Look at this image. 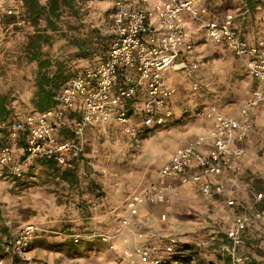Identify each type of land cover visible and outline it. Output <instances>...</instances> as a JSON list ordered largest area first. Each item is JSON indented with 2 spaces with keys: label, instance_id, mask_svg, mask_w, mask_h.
Here are the masks:
<instances>
[{
  "label": "built area",
  "instance_id": "built-area-1",
  "mask_svg": "<svg viewBox=\"0 0 264 264\" xmlns=\"http://www.w3.org/2000/svg\"><path fill=\"white\" fill-rule=\"evenodd\" d=\"M1 12L5 16L16 14L5 2H0ZM186 16L202 29L207 42L223 45L232 52L260 83V88L230 116L216 106L206 108L204 115L213 121V126L178 148L155 178L133 196L129 215L122 217V224L131 225L143 204H167L177 198L179 186L192 184L207 203L223 197L233 210L234 220L220 252L232 264H248L242 251L243 233L253 224H264L261 205L264 193L246 188L253 200L240 210L237 189L226 187L219 178L226 169L236 183L243 173L247 140L255 129L250 108L264 104V40L253 43L243 37L237 15L229 12L219 17L203 0H115L107 17L112 37L106 58L72 78L58 95V106L42 113H29L13 124H2L9 130L11 142L0 147V181L23 179L25 170L36 160H54L63 168H73V161L85 154L86 134L94 126L116 122L134 135L142 129L165 127L176 116L170 101L177 89L168 82V71L173 69L188 76L200 66L188 60L195 39L187 27ZM3 46L0 35V49ZM140 94H144V101L141 104L139 100L135 106L140 118L129 117L123 101ZM133 120L140 122L133 125ZM66 124L72 126L75 139H59L58 130ZM24 131L27 132L25 154L16 158V142ZM162 219L166 221L167 215ZM43 233L54 232L34 224L22 226L10 247L12 262L0 257V264H42L30 255V248ZM56 235L61 241L67 239V235ZM71 237L76 242L112 240L106 234L88 231ZM179 242L171 237L163 247L157 242L142 243L136 253L142 264H163L165 255L174 253Z\"/></svg>",
  "mask_w": 264,
  "mask_h": 264
},
{
  "label": "rangeland",
  "instance_id": "rangeland-1",
  "mask_svg": "<svg viewBox=\"0 0 264 264\" xmlns=\"http://www.w3.org/2000/svg\"><path fill=\"white\" fill-rule=\"evenodd\" d=\"M114 1L109 0L106 8H97L91 17L103 18L105 10L114 6ZM0 2L13 6L17 14V22L10 23L9 17L0 13V35L4 39V46L0 49V88L18 97L19 106L26 113L33 108L30 99L35 90L37 67L28 62L25 48L34 29L20 18L23 12L20 2ZM203 2L212 13L231 12L237 15L238 21L249 33L264 40V0L255 13L249 12L246 0ZM252 26L257 27L253 30ZM60 28L61 31L52 33L53 41L44 46L43 55L54 62L66 59L75 66L82 65L83 62L79 63L76 59V49L64 34L69 32V28L64 22ZM201 51L196 48L193 51V59L200 66L190 75L185 76V72L173 69L167 73L168 82L178 84L172 97L177 114L172 124L175 130L167 125L146 131L142 129L134 135L110 126L88 132L85 151L88 176L83 178L79 187L69 188L39 160L32 163L35 169L33 176L25 179L27 185L17 186L14 178L1 180L0 239L5 232L18 234L22 226L34 224L54 232L43 233L30 248V255L42 264H142L136 253L138 245L157 242L163 247L173 237L198 246L203 260L224 264L226 256L220 252L218 240L233 223L228 216L232 211L228 209L222 213L201 197L191 202L178 194L167 205L152 207L143 204L141 207L149 209V214L143 216L142 213L133 218L127 227L122 224V217L129 215V203L133 196L155 178L160 166L169 159L175 133L188 131L190 123L208 120L204 110L210 106L235 111L253 96V77L230 51L210 42H206L205 49ZM53 71L54 67L50 69V72ZM143 97L144 94L137 97L141 104ZM256 120L261 126L257 127L260 139L252 148L251 156L256 161L258 176L264 178V110L258 112ZM185 125L188 127L184 128ZM243 180L247 179L244 177L241 180L243 187L253 189L250 182ZM164 214L167 215L166 221L162 219ZM84 229L106 234L112 240L102 241L90 248L81 247L79 253L70 251L67 246L49 245L61 242L56 234L67 235L69 239L71 230ZM6 239L7 236L4 241ZM12 258L8 256L5 260L12 262Z\"/></svg>",
  "mask_w": 264,
  "mask_h": 264
},
{
  "label": "trees",
  "instance_id": "trees-1",
  "mask_svg": "<svg viewBox=\"0 0 264 264\" xmlns=\"http://www.w3.org/2000/svg\"><path fill=\"white\" fill-rule=\"evenodd\" d=\"M106 1L24 0L21 3L23 12L20 14V18L34 29L33 33L28 37L25 48L28 62L36 64L37 67L35 90L30 99V105L33 108L29 112H23L19 106L18 97L11 95L10 92H3L0 88V146L8 144L9 140L11 142L9 130L2 128V124H13L16 121L23 120L29 113H42L58 106V95L70 80L83 73L86 69L94 67L106 58V52L112 37L107 27V17L112 7L109 6L105 10L106 16L104 15L103 18L91 17L97 12V8L107 7L109 0ZM246 3L249 12L255 13L258 6L263 2L262 0H246ZM5 17H9L10 23L17 22V14L7 15ZM62 22L69 28V32H64V34H67L70 43L76 49V59L79 63L83 62L80 66H75V64H72L66 59H59L54 62L49 56L45 57L43 55L44 46L52 43V33L61 31L60 24ZM242 33L244 35L243 37L249 39V32L243 27V24ZM53 67L54 71L50 72V69ZM138 101V98H133L123 103V109L127 111L129 117L136 116L140 118L139 110L135 107ZM150 129L152 128L145 129V131ZM26 137L27 132L24 131L16 142V158L24 157ZM58 137L61 140H73L76 135L72 126L66 124L59 128ZM144 137L147 138L146 136ZM39 161H41L42 166H45L49 172L55 175L56 178H59L69 188L79 187L83 178L88 176L85 171V154L80 159L73 161L74 167L71 169L63 168L54 160ZM34 169L35 165L30 164L25 170L23 179L14 178L16 181L15 184L17 186L27 185L25 179L27 176H33L32 172H34ZM87 231L95 232L84 229L79 231L71 230V233L79 234ZM16 235L5 232L4 236H7L6 241H4L3 235L1 236L0 257L8 258L12 241ZM221 238L218 242L220 245H223L227 242V234L225 233ZM242 239V251L246 262L248 264H264V224H253L248 227L243 233ZM101 242L102 240L100 238L76 242L71 237L61 242H51L49 245L51 247L67 246L70 251L79 253L83 247H94ZM33 244L34 241L31 246ZM163 264L215 263L209 260H203L198 252V246L190 242H179L175 247L174 253L164 257ZM224 264H232V262L226 257Z\"/></svg>",
  "mask_w": 264,
  "mask_h": 264
},
{
  "label": "crops",
  "instance_id": "crops-1",
  "mask_svg": "<svg viewBox=\"0 0 264 264\" xmlns=\"http://www.w3.org/2000/svg\"><path fill=\"white\" fill-rule=\"evenodd\" d=\"M11 9H13V6H9ZM15 10V9H13ZM226 13H217V15L219 17H223ZM188 22H187V27L189 29H191V31L194 33V39H195V47H194V50L195 48L196 49H200V52H202L201 50L202 49H205V43L207 42L206 39H205V35H204V32L202 31V29L196 24L194 23L193 21H190L188 16H186ZM239 25L241 26L242 28V23L239 22ZM254 27H257V26H254ZM253 28V30H255V28ZM249 39L251 42L255 43L257 41L260 40V37L256 36V35H253V33H249ZM225 46L223 45H220V49H223V50H228L226 47L224 48ZM193 50V51H194ZM193 51L191 52V54H189L188 56V60L193 63L195 62L194 59H193ZM205 51V50H204ZM229 51V50H228ZM232 54V52H231ZM232 56L234 57V59L237 61L238 59L232 54ZM238 62V61H237ZM198 63V62H197ZM239 63V62H238ZM199 64V63H198ZM240 66L242 68H244L243 65H241V63H239ZM246 71V70H245ZM254 90H257L260 88V83L254 79ZM178 84H174L172 86L174 87H177ZM253 91L251 94H253ZM252 96V95H251ZM170 105L172 106V108L176 111L175 109V102L174 100H171L170 101ZM221 112L227 116H230L233 114L234 110H222L220 109ZM261 110H264V104H259L258 106H254L252 108H250V113H251V116L253 118V124H254V131L251 132V134L249 135L248 137V140H247V144H246V154L242 160V166H243V173H242V176L241 178L236 182L234 183V180L231 179V176L228 172V170H224L222 175L220 176L219 180L224 184L226 185V187H235L237 190L235 192V195H236V199H237V206H238V209H242L244 206H247L248 204H250L253 200V197L251 195H249V193L245 190L246 186L243 187L241 185V180L245 177L247 179L246 180H243V181H246V182H250L252 185H253V189L258 191V192H263L264 193V178H262V176H258V169L257 167H255L256 165V161H254V159L252 158L251 156V152H252V148H254V146L257 144V142L259 141L260 137L258 136V130H257V127L259 126V124L257 123V116H258V112L261 111ZM177 119V114L175 116V118H173L172 120H170L168 122L167 125H169L172 129L171 130H175L176 127L172 124L175 123ZM73 121V120H72ZM70 121V123L72 122ZM140 121H137V120H133L132 121V124H137L139 123ZM166 125V126H167ZM110 126H115V127H118V128H122L119 124H117L116 122H111L109 124H106V125H102V126H94V127H91L90 129H88L87 133L90 132V131H94V130H98L101 128H107V127H110ZM189 129L188 131H184L182 132L181 134H174L173 135V139L174 140V144L172 145V153H170V157L169 159L166 161L168 162L171 158V156L173 155V153L180 147L182 146H185L187 145L188 143L194 141L197 139V137L204 131H207L209 128H211L213 126V121H210V120H199L197 123H190L189 125ZM188 127V125H185L184 128ZM261 127V126H259ZM123 129V128H122ZM176 132V131H175ZM175 148V149H174ZM16 157V156H15ZM16 159V158H15ZM165 162V163H166ZM164 163V164H165ZM162 164L160 166V168L164 165ZM159 168V170H160ZM158 170V171H159ZM257 175V176H256ZM246 182L244 184H246ZM248 184V183H247ZM177 193L184 196L187 200H191V202L193 200H198V198H200V193H199V190L198 188L195 186V185H186V186H179L177 188ZM148 206H152V207H156L160 204H154V205H150V204H146ZM167 205V204H165ZM262 206H264V201L262 202L261 204ZM210 206H214L215 209H218V210H221L222 213L225 212V210H228L230 209L226 203H225V200L223 197L221 198H218L217 200H215L214 202H212L210 204ZM224 211V212H223ZM232 212L228 215L230 218H231V221L234 220V214H233V210H231ZM143 213V216L146 215L147 213L149 214L150 213V210L149 209H146V208H143L141 207L140 208V213L138 216H136L135 218H138L139 216H141V214ZM3 238H5V236L3 235Z\"/></svg>",
  "mask_w": 264,
  "mask_h": 264
}]
</instances>
